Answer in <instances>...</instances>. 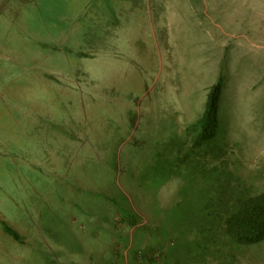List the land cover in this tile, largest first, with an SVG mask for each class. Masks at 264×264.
Segmentation results:
<instances>
[{"label":"rangeland","instance_id":"obj_1","mask_svg":"<svg viewBox=\"0 0 264 264\" xmlns=\"http://www.w3.org/2000/svg\"><path fill=\"white\" fill-rule=\"evenodd\" d=\"M261 192L264 0H0V264H264Z\"/></svg>","mask_w":264,"mask_h":264},{"label":"trees","instance_id":"obj_2","mask_svg":"<svg viewBox=\"0 0 264 264\" xmlns=\"http://www.w3.org/2000/svg\"><path fill=\"white\" fill-rule=\"evenodd\" d=\"M222 94V83L214 85L207 97L206 109L202 116L203 135L198 142L206 141L213 133L218 120V107ZM227 236L238 244L251 245L264 241V192L258 194H239L235 204L224 218ZM6 230L14 237L16 232L6 226Z\"/></svg>","mask_w":264,"mask_h":264}]
</instances>
